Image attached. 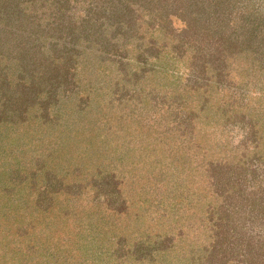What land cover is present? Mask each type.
Wrapping results in <instances>:
<instances>
[{"label": "rangeland", "instance_id": "374dc122", "mask_svg": "<svg viewBox=\"0 0 264 264\" xmlns=\"http://www.w3.org/2000/svg\"><path fill=\"white\" fill-rule=\"evenodd\" d=\"M0 264H264V0H0Z\"/></svg>", "mask_w": 264, "mask_h": 264}]
</instances>
